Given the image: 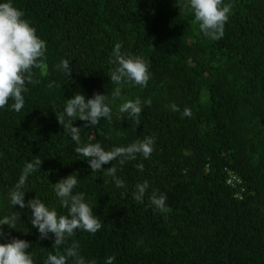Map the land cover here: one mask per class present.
Listing matches in <instances>:
<instances>
[{"label": "trees", "instance_id": "16d2710c", "mask_svg": "<svg viewBox=\"0 0 264 264\" xmlns=\"http://www.w3.org/2000/svg\"><path fill=\"white\" fill-rule=\"evenodd\" d=\"M185 2L12 0L46 42V53L44 67L33 69L34 82L26 84L21 111L12 109L11 100L0 108V219L20 215L15 229L0 225V243L29 242L34 264L57 252L51 233L40 239L31 210L9 200L25 164L38 156L40 170L23 189L25 204L36 197L67 215L52 184L73 173L74 192L85 194L102 223L95 234L77 229L59 247L62 254L76 241L86 264H105L113 255V264H226L230 241V264H264V0H223L232 11L219 40L199 31ZM117 42L123 53L148 61L151 73L146 87L125 85L124 100L150 99L151 106L143 104L139 125L127 113L117 119L121 99L110 105L111 123L101 118L85 127L77 119V145L55 112L77 92L86 100L94 93L111 100L115 65L109 61ZM62 60L69 61L70 77ZM186 108L191 115H184ZM145 137L154 138L149 158L112 162L122 188L103 174L111 162L93 173L75 151L88 143L110 150ZM230 174L240 183L228 184ZM145 180L149 187L138 203L135 186ZM153 192L166 195L170 212L150 203Z\"/></svg>", "mask_w": 264, "mask_h": 264}, {"label": "clouds", "instance_id": "9594fccd", "mask_svg": "<svg viewBox=\"0 0 264 264\" xmlns=\"http://www.w3.org/2000/svg\"><path fill=\"white\" fill-rule=\"evenodd\" d=\"M183 9L190 10L194 15V24H198L199 31L211 40H219L224 36V26L228 22L232 11L231 3L225 4L223 0H186L182 4ZM24 13L12 3V0L0 3V108H5L9 100L13 101L11 107L16 112L21 111L25 104L23 93L28 91L26 84L33 83V69L44 67L46 53V42L36 34V29L30 22L23 18ZM122 43L117 42L112 50L110 63L115 67L110 72V81L116 85L112 91L111 100L105 94L94 93L86 100L79 92L67 99L62 112L56 113V120L60 126L67 131L71 139L80 144V127L74 126L77 119L84 121L85 127L96 126L101 118L112 122L113 114L111 104L117 99L124 100L122 88L125 85L146 87L151 78L149 62L140 56L126 54L121 51ZM60 68L65 75L70 77L71 68L68 60H62ZM51 87V85H49ZM143 104L151 106V100H145ZM139 97L135 100H124L118 106L117 119H123L124 113L129 118H137L143 107ZM173 111L179 108L170 105ZM184 115H191L189 109L184 110ZM154 150V138L145 137L143 140L135 141L127 146L113 147L105 150L100 143H88L82 147H76L75 151L86 157L93 173L101 170L102 165L114 160L123 165L126 161L135 160L137 154L147 159ZM42 160L37 156L33 162H27L19 176L18 182L9 192L10 204L19 205L20 208L27 207L31 210V224L37 228L40 239L54 237L53 247L57 249L56 254L49 253L44 264H68V259H73V264H86L83 257L79 255V244L73 241L62 254L59 247L66 239L72 237L77 229L95 234L102 227L101 221L93 213V208L85 201L83 192H74L78 184L75 174L60 179L52 184L53 191L59 199L60 206L68 210L67 215H58L55 208L47 207L40 199H30L25 204L24 196L26 181L30 174L39 171ZM138 171H143V164L136 165ZM116 166L112 165L103 170V174L112 177L117 188L125 187L124 181L117 175ZM133 199L143 203L148 181L138 183ZM149 201L161 213L170 212L166 206V195L153 192ZM20 220L18 212L0 219V225H7L15 229L17 220ZM4 236L0 228V238ZM31 244L23 239L12 238L10 242L0 243V264H34L32 256L27 251ZM115 256L106 258L105 264H113ZM87 264H96L95 260Z\"/></svg>", "mask_w": 264, "mask_h": 264}, {"label": "built area", "instance_id": "2783aa9c", "mask_svg": "<svg viewBox=\"0 0 264 264\" xmlns=\"http://www.w3.org/2000/svg\"><path fill=\"white\" fill-rule=\"evenodd\" d=\"M240 180L233 174H230V177L228 179V184L234 185V184H239Z\"/></svg>", "mask_w": 264, "mask_h": 264}, {"label": "water", "instance_id": "95a60500", "mask_svg": "<svg viewBox=\"0 0 264 264\" xmlns=\"http://www.w3.org/2000/svg\"><path fill=\"white\" fill-rule=\"evenodd\" d=\"M233 235V234H232ZM229 245H230V241L228 242L227 246H226V252H227V262L226 264H230L229 263V259H228V249H229Z\"/></svg>", "mask_w": 264, "mask_h": 264}]
</instances>
